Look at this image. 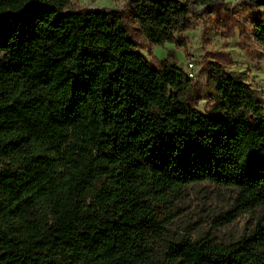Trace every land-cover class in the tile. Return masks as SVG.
I'll return each instance as SVG.
<instances>
[{"label":"trees","instance_id":"obj_1","mask_svg":"<svg viewBox=\"0 0 264 264\" xmlns=\"http://www.w3.org/2000/svg\"><path fill=\"white\" fill-rule=\"evenodd\" d=\"M128 8L149 45L191 29L187 2ZM252 26L264 48V16ZM205 75L203 115L186 72L152 67L119 12L0 0V264H264V108L243 74ZM200 184L233 191L227 223L253 220L237 242L166 240Z\"/></svg>","mask_w":264,"mask_h":264},{"label":"rangeland","instance_id":"obj_2","mask_svg":"<svg viewBox=\"0 0 264 264\" xmlns=\"http://www.w3.org/2000/svg\"><path fill=\"white\" fill-rule=\"evenodd\" d=\"M180 1L189 3L192 11L191 29L176 35L182 46L149 45L130 18L128 0H69V8L119 12L126 19L138 53L154 68L169 63L185 71L187 63H193L195 78L190 100L200 114H208L212 103L205 75L209 62L243 74L264 108V48L252 37V22L264 16V7L258 6L256 0H219L213 8L193 0ZM233 199L231 190L208 184L188 187L172 207L170 223L165 225L166 240L188 237L209 238L222 245L237 242L250 231L253 220L249 214H242L233 222H226L234 214Z\"/></svg>","mask_w":264,"mask_h":264},{"label":"built area","instance_id":"obj_3","mask_svg":"<svg viewBox=\"0 0 264 264\" xmlns=\"http://www.w3.org/2000/svg\"><path fill=\"white\" fill-rule=\"evenodd\" d=\"M185 72L189 79L193 80L195 78V70L193 63H187Z\"/></svg>","mask_w":264,"mask_h":264}]
</instances>
